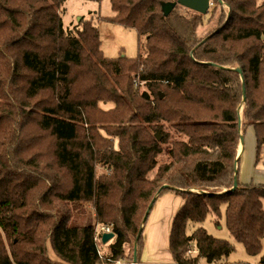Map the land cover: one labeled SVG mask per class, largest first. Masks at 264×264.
<instances>
[{
	"label": "trees",
	"instance_id": "trees-1",
	"mask_svg": "<svg viewBox=\"0 0 264 264\" xmlns=\"http://www.w3.org/2000/svg\"><path fill=\"white\" fill-rule=\"evenodd\" d=\"M66 1L0 0V264H118L137 238L140 262L167 193L184 200L175 264H231L235 245L202 226L223 208L235 241L261 254L264 185L241 183L238 151L250 129L257 162L264 147V0H211L206 36V15L178 0H111L105 20L137 32L134 58L104 55L94 14L68 27ZM99 225L115 234L104 255Z\"/></svg>",
	"mask_w": 264,
	"mask_h": 264
},
{
	"label": "rangeland",
	"instance_id": "rangeland-1",
	"mask_svg": "<svg viewBox=\"0 0 264 264\" xmlns=\"http://www.w3.org/2000/svg\"><path fill=\"white\" fill-rule=\"evenodd\" d=\"M110 1L111 0H100L99 2L91 0H67L63 6V9H61L64 23L68 27L73 28L76 24L81 23L90 14H94L95 23L98 26L100 32V38L102 42L101 46L104 55L112 58L123 56L134 58L139 52L138 34L133 29L125 28L118 23L105 20L106 17H112L114 15V12L111 9ZM220 2L223 3L222 0H220ZM222 9L227 13L229 11L228 7L224 4H222ZM208 13L205 17V26L202 27L199 32L201 36H206L218 26L220 9L214 14L212 13V15L211 13ZM211 35L205 39L207 40ZM138 77V75L132 74L131 86L134 91H137L139 94H141L143 91H145V85L138 81ZM118 91L120 92V90ZM103 106L105 109L112 107V105L109 103ZM243 146L246 149V153L243 159L240 160L239 175L241 183L244 185H250L251 183L264 185V147L261 151V155L259 156V161L257 162L256 140L253 129H250L247 132ZM194 190L195 189H191V191ZM224 211L225 210L223 208L222 215L216 218L218 224L214 218L209 216L202 226L208 231L209 234L213 235L214 237L227 239L235 245L236 250L228 258L229 263L261 264V258L264 255V237L262 239L263 249L261 254L257 256H250L244 249L243 245L236 242L233 236L230 234L226 226V217ZM98 247L102 255L107 254L109 251L107 245L105 244H98ZM131 262L132 261H130V263ZM201 264H205V262L201 261Z\"/></svg>",
	"mask_w": 264,
	"mask_h": 264
},
{
	"label": "crops",
	"instance_id": "crops-1",
	"mask_svg": "<svg viewBox=\"0 0 264 264\" xmlns=\"http://www.w3.org/2000/svg\"><path fill=\"white\" fill-rule=\"evenodd\" d=\"M245 153V147L239 146V160L243 159ZM183 204L184 200L174 193H167L157 199L144 226L145 245L140 262L137 264H175L169 249L170 231L173 218ZM109 242L105 244L108 250ZM132 257L133 251L128 247L127 258L118 264H132Z\"/></svg>",
	"mask_w": 264,
	"mask_h": 264
},
{
	"label": "water",
	"instance_id": "water-1",
	"mask_svg": "<svg viewBox=\"0 0 264 264\" xmlns=\"http://www.w3.org/2000/svg\"><path fill=\"white\" fill-rule=\"evenodd\" d=\"M177 4L188 8L192 11H195L197 13L206 15L209 11L210 5H211V0H178ZM175 3H167L163 6V12L166 16H168L171 11L173 10V8L177 5ZM236 72L239 73L242 77L243 73L241 69H236ZM243 79V77H242ZM243 92H245V87L243 84ZM162 97V95H161ZM244 144V136L241 135L240 138V146H243ZM239 159V157H238ZM238 187V181L235 180L234 183V189ZM157 198H155L152 202L151 207H153V203L156 201ZM115 237V234L112 233H106L103 235V243L106 244L107 242H109L110 240H112ZM137 242H138V238L136 239L134 246H133V263L132 264H137Z\"/></svg>",
	"mask_w": 264,
	"mask_h": 264
},
{
	"label": "built area",
	"instance_id": "built-area-1",
	"mask_svg": "<svg viewBox=\"0 0 264 264\" xmlns=\"http://www.w3.org/2000/svg\"><path fill=\"white\" fill-rule=\"evenodd\" d=\"M113 226L112 225H102V226H97L95 228V233H94V240L96 241L97 244H102L103 243V235L106 233H112ZM190 253H195L196 251L194 249L189 250Z\"/></svg>",
	"mask_w": 264,
	"mask_h": 264
}]
</instances>
